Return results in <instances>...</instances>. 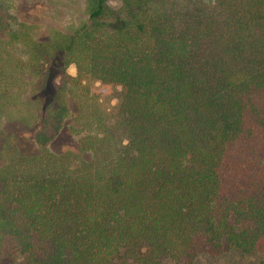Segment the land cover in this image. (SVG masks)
<instances>
[{
    "label": "trees",
    "instance_id": "trees-1",
    "mask_svg": "<svg viewBox=\"0 0 264 264\" xmlns=\"http://www.w3.org/2000/svg\"><path fill=\"white\" fill-rule=\"evenodd\" d=\"M86 2L33 43L47 73H77L39 113L36 152L11 144L0 164V264H264V0ZM97 84L122 88L115 116ZM66 126L74 146L50 151Z\"/></svg>",
    "mask_w": 264,
    "mask_h": 264
},
{
    "label": "rangeland",
    "instance_id": "rangeland-1",
    "mask_svg": "<svg viewBox=\"0 0 264 264\" xmlns=\"http://www.w3.org/2000/svg\"><path fill=\"white\" fill-rule=\"evenodd\" d=\"M10 23V29H0V164H3L8 146L17 144L27 153H35L33 137L38 116L50 101L54 91L76 76L74 65L65 73H47L52 62L33 57V43L47 42L56 32H70L87 16L86 0H0ZM116 9L117 0H109ZM33 57V58H32ZM98 104L110 117L115 116L122 88L96 85ZM70 107L75 111L71 102ZM76 138L67 126L49 146L56 152L74 146ZM256 259L229 252L220 257L201 255L193 264H253ZM2 264H29L21 255H15ZM163 264H173L164 262Z\"/></svg>",
    "mask_w": 264,
    "mask_h": 264
}]
</instances>
